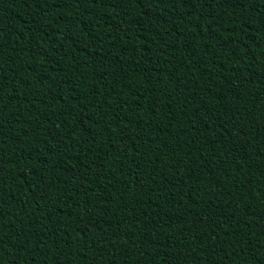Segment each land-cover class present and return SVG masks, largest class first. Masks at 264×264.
Returning <instances> with one entry per match:
<instances>
[{"label": "trees", "instance_id": "trees-1", "mask_svg": "<svg viewBox=\"0 0 264 264\" xmlns=\"http://www.w3.org/2000/svg\"><path fill=\"white\" fill-rule=\"evenodd\" d=\"M0 264H264V0H0Z\"/></svg>", "mask_w": 264, "mask_h": 264}]
</instances>
